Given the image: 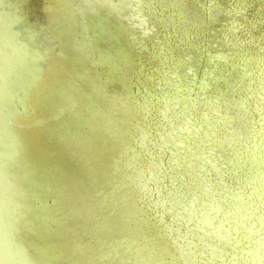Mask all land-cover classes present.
Here are the masks:
<instances>
[{"label":"water","instance_id":"95a60500","mask_svg":"<svg viewBox=\"0 0 264 264\" xmlns=\"http://www.w3.org/2000/svg\"><path fill=\"white\" fill-rule=\"evenodd\" d=\"M264 0H0V264H259Z\"/></svg>","mask_w":264,"mask_h":264},{"label":"rangeland","instance_id":"374dc122","mask_svg":"<svg viewBox=\"0 0 264 264\" xmlns=\"http://www.w3.org/2000/svg\"><path fill=\"white\" fill-rule=\"evenodd\" d=\"M259 264H264V258H263V260Z\"/></svg>","mask_w":264,"mask_h":264}]
</instances>
